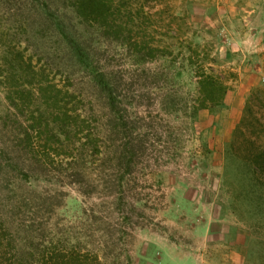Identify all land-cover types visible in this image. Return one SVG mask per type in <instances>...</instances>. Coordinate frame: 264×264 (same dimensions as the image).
Returning a JSON list of instances; mask_svg holds the SVG:
<instances>
[{
  "label": "rangeland",
  "instance_id": "1",
  "mask_svg": "<svg viewBox=\"0 0 264 264\" xmlns=\"http://www.w3.org/2000/svg\"><path fill=\"white\" fill-rule=\"evenodd\" d=\"M40 1L0 0V150L12 152L0 155L2 264H39L46 245L85 243L107 264H264V206L242 181L243 154L229 153L245 115L248 134L264 126V0H159L120 32L74 30L117 82L127 129H110L99 94L105 149L121 155L132 141L134 199L85 196L88 71L74 65ZM58 11L74 34L76 15ZM190 43L230 87L222 106L194 117L199 66L186 64ZM14 55L31 59L37 71L27 80L43 86L20 111L6 99L16 89L17 78H5L16 72ZM112 155L101 164L111 172L121 167ZM122 217L126 226L113 225Z\"/></svg>",
  "mask_w": 264,
  "mask_h": 264
},
{
  "label": "trees",
  "instance_id": "2",
  "mask_svg": "<svg viewBox=\"0 0 264 264\" xmlns=\"http://www.w3.org/2000/svg\"><path fill=\"white\" fill-rule=\"evenodd\" d=\"M156 4H159V0L40 1L41 16L50 18V20L51 18H56L55 26L58 30V35L62 37L65 45L64 50H68L75 59L74 65L77 68H85L88 71L87 81L90 87V94L85 97L88 105L85 108V196H94L96 194L95 196H101L102 199H104L102 196H106L108 199H134L131 195L134 192V188L130 184L135 154L132 151V141L128 138L125 140L126 151L122 152L121 155L116 153L118 146L114 145L113 149L109 151L105 149V143L108 140L105 136L108 125H104L101 118L103 117V103H101L99 94L104 95L106 104L104 107L109 110L110 120L108 124H110V129L119 132L127 129V123L121 121L123 116L119 115L122 97L118 92V85L114 80V75L101 69L100 61L94 57L93 52L90 50L92 47L85 46L84 48L80 36L74 30L81 24H85L93 28L97 34L107 33V31L114 34L120 32L119 29L123 26L126 28L141 18L144 20L145 7L152 8ZM52 7L54 10L50 11ZM60 9L73 12L78 18L73 28L74 34H70L66 25H62L59 22L58 10ZM198 47L199 45L190 43L185 55L186 64L199 66L197 70H193L196 98L192 107V117L201 110H213L222 106L225 95L230 88L226 79L220 74H216L213 67H205V64H209L206 63L207 56L203 53L200 55L197 52ZM20 56L14 55L13 59H10L11 61L8 64L13 65V70L16 72L5 77L6 83L13 82L16 78L18 80V82L16 80L14 85L12 84L16 89H8L6 92V99L11 106L19 111L22 110L21 104L25 95H36L40 93L43 87L41 83L33 87L34 83L27 80L29 73H34L37 70L31 59L25 60L23 56ZM194 57L197 60L194 61ZM0 85L2 86V79H0ZM251 97H249V104ZM250 110L251 107L248 105L247 112ZM30 120H33L30 129L34 131L36 130V119L32 115ZM245 125L246 115L235 126L232 140L229 144V153L237 151L243 154V156L239 157L243 162V172L246 173L242 181L247 180L248 186L249 183L252 184L253 190L251 193L254 197L253 199H255L256 203L264 206V126L261 125L263 128L261 131L254 132L251 130V133L248 134V129H243ZM110 152H113L111 161H114L117 165L118 163L121 164L120 168L117 167L112 172L101 165L106 153L110 154ZM9 153L12 152L7 146L2 147L0 150V155ZM75 161L74 157L68 160L71 169L74 168ZM247 184H245V187ZM87 188L92 189L88 190ZM118 224L125 225V217H122L118 223L113 225L118 226ZM51 245L44 247L47 252L43 254L42 262L39 264H107L96 251L88 247L87 243H85V248L83 249L73 244L63 250H58L51 248ZM21 253L24 256L25 252L21 250ZM0 262L2 264L3 261L1 260ZM25 263L31 264L29 262Z\"/></svg>",
  "mask_w": 264,
  "mask_h": 264
},
{
  "label": "crops",
  "instance_id": "3",
  "mask_svg": "<svg viewBox=\"0 0 264 264\" xmlns=\"http://www.w3.org/2000/svg\"><path fill=\"white\" fill-rule=\"evenodd\" d=\"M232 107H238V108L240 109V107H241V103H240V102H238V104H236V105H233Z\"/></svg>",
  "mask_w": 264,
  "mask_h": 264
}]
</instances>
